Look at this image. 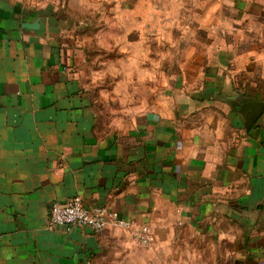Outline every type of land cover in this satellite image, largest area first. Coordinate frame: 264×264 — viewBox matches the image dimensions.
I'll use <instances>...</instances> for the list:
<instances>
[{
	"label": "crops",
	"instance_id": "obj_1",
	"mask_svg": "<svg viewBox=\"0 0 264 264\" xmlns=\"http://www.w3.org/2000/svg\"><path fill=\"white\" fill-rule=\"evenodd\" d=\"M81 2L0 0V264H264V109L245 123L264 101V0H217L202 53L150 105L104 101L80 74ZM74 195L154 243L50 226Z\"/></svg>",
	"mask_w": 264,
	"mask_h": 264
},
{
	"label": "rangeland",
	"instance_id": "obj_2",
	"mask_svg": "<svg viewBox=\"0 0 264 264\" xmlns=\"http://www.w3.org/2000/svg\"><path fill=\"white\" fill-rule=\"evenodd\" d=\"M82 1L83 16L92 23L80 30L77 69L99 98L128 99L132 104L154 103L170 75L181 76L182 66L191 63L197 51L202 53L206 30L198 20L218 12L217 0L209 6L204 0ZM107 14L115 17L113 38L106 37ZM172 65L180 70L170 71Z\"/></svg>",
	"mask_w": 264,
	"mask_h": 264
},
{
	"label": "built area",
	"instance_id": "obj_3",
	"mask_svg": "<svg viewBox=\"0 0 264 264\" xmlns=\"http://www.w3.org/2000/svg\"><path fill=\"white\" fill-rule=\"evenodd\" d=\"M48 221L50 226H63L68 230L85 225L96 231L109 225L118 226L133 231L138 241L145 246H151L156 239L149 224L123 216L107 205L89 206L81 195H74L65 202L52 201L48 207Z\"/></svg>",
	"mask_w": 264,
	"mask_h": 264
},
{
	"label": "water",
	"instance_id": "obj_4",
	"mask_svg": "<svg viewBox=\"0 0 264 264\" xmlns=\"http://www.w3.org/2000/svg\"><path fill=\"white\" fill-rule=\"evenodd\" d=\"M264 109V101L263 100H256L253 104L248 106V111L246 113V126L249 127L253 121L257 118V116L263 111Z\"/></svg>",
	"mask_w": 264,
	"mask_h": 264
}]
</instances>
